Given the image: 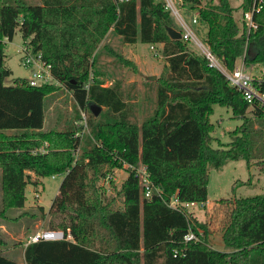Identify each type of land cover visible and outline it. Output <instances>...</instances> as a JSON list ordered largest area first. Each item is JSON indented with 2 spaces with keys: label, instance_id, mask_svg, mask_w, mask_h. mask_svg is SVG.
Returning a JSON list of instances; mask_svg holds the SVG:
<instances>
[{
  "label": "trees",
  "instance_id": "trees-1",
  "mask_svg": "<svg viewBox=\"0 0 264 264\" xmlns=\"http://www.w3.org/2000/svg\"><path fill=\"white\" fill-rule=\"evenodd\" d=\"M184 1L206 28L203 41L227 69L239 57L246 69L264 63V5L253 16L257 27L247 32L229 0ZM250 4L241 0L238 9L243 13ZM167 27L180 31L163 0H0V216L23 207L26 185L36 183L27 171L37 177L62 174L47 213L72 236L26 244L23 263L0 250V264H156L160 259L163 264H264L263 194L232 200L222 232L231 251L212 248L205 225L190 210L166 202L170 197L205 202L209 169L229 160L243 159L264 171V105L248 103L182 38H170ZM17 28L51 65L54 80L72 94L75 115L61 130L42 129L44 98L54 85H30L20 77L4 83L11 75L4 39L11 40ZM109 31L125 43L162 44L166 62L156 107L140 124L128 119L120 83L104 85L92 69ZM257 86L264 92V81ZM90 103L101 107L97 115ZM214 105L230 108L241 119L224 146H212ZM80 109L87 113L86 131ZM5 129L23 131L5 134ZM40 147L43 152H33ZM115 158L145 165L160 196L141 199V186L129 170L117 187L114 169L122 165ZM108 174L114 194L99 183ZM246 182L236 180L232 190ZM38 209L45 216L43 206ZM188 231L197 240L185 241Z\"/></svg>",
  "mask_w": 264,
  "mask_h": 264
},
{
  "label": "rangeland",
  "instance_id": "rangeland-1",
  "mask_svg": "<svg viewBox=\"0 0 264 264\" xmlns=\"http://www.w3.org/2000/svg\"><path fill=\"white\" fill-rule=\"evenodd\" d=\"M28 2H39V0H26ZM235 7L234 17L240 26L242 13L238 9L241 0H229ZM179 11L185 17L187 23L193 15L189 10V4L184 0L182 3L175 2ZM171 13V10L168 8ZM174 23L180 28L176 18L171 13ZM193 33L202 41L206 28L198 22L191 24ZM4 62L11 70L10 77L27 78L29 70L22 64L20 46L23 42L21 33L17 28L12 39H4ZM189 49L199 51L190 40H184ZM114 51L129 61V64L121 63L117 57L109 51ZM261 64V63H260ZM260 64L250 67V72L255 78L263 77L260 72ZM163 57L161 45L134 42L125 43L120 36L109 31L96 49L95 62L92 69H96L99 78L104 85L120 83L123 99L127 104V116L132 122L140 124L146 117L153 113L156 107V89L159 84V77L163 74ZM92 71V70H91ZM92 76V73H90ZM154 75V79L148 76ZM55 91L44 98V123L43 130H61L70 125L75 115L74 100L69 90L63 87L57 80L51 82ZM210 120L214 124L212 146L225 145L230 141L229 132L241 123V119L234 116L228 107L214 105ZM248 115L249 112L247 113ZM21 129H5V134H18ZM87 133V132H86ZM83 142V141H82ZM127 171L120 168L114 169V182L117 187L126 177ZM36 183L30 182L25 187V202L23 207L10 208L5 215L8 219L0 218V221L14 234V237L0 234L5 241L6 249L0 244L2 253L17 262L23 263V244L26 245L31 229H46L52 226L57 220L42 215L38 206L47 207L58 192L59 184L63 178L62 174H55L37 177L34 173ZM247 181L232 190V184L236 180ZM107 188L108 194L115 191L108 185L107 181L100 180ZM37 193L38 196L35 195ZM255 194L264 195V171H261L254 163L250 165L243 159L229 160L219 169H209V181L207 185V199L205 202L196 203L189 207V210L196 219L205 225L208 233V242L212 248L221 251H231L222 241V232L229 219V210L232 200L239 196H250ZM140 198L141 194H140ZM120 205V202H118ZM0 210H1V169H0ZM11 216V217H10ZM13 218H16L14 221ZM13 221H12V220ZM51 219V220H50ZM36 223V226L34 225ZM30 226V228H29ZM60 228V227H59ZM9 248V250H8ZM156 264H163L160 259Z\"/></svg>",
  "mask_w": 264,
  "mask_h": 264
},
{
  "label": "built area",
  "instance_id": "built-area-1",
  "mask_svg": "<svg viewBox=\"0 0 264 264\" xmlns=\"http://www.w3.org/2000/svg\"><path fill=\"white\" fill-rule=\"evenodd\" d=\"M165 7L171 10V13L176 18L179 26L182 40H190L192 44L199 50L197 51L206 59V65L213 67L221 71L229 85L233 86L240 91L242 97L250 104L257 102L261 105H264V92L261 91L257 84L261 81H264V76L255 78L250 72V69L244 67L243 61L240 64H236L232 69H227L219 59L212 53L204 41H202L198 36H196L192 29L191 24L197 22V12H193V15L189 19V23L185 20L183 14L180 13L175 2L182 3L183 0H163ZM264 5V0H251L249 9L242 13V22L246 24L247 32L257 27V23L253 19L255 13H258ZM21 50V60L22 64L29 70L30 75L26 78L28 84L30 85H42V84H51L54 81V78L51 74V65L43 60L41 52L35 51L33 46L27 42H23L20 46ZM260 72L264 75V63L260 64ZM256 82V83H255ZM81 121L85 131L87 130L86 117L87 113L85 110L80 109ZM76 133L75 135H77ZM40 151L43 152L44 148L40 147L35 149L33 152ZM79 152V146L74 150V154L77 155ZM117 159V158H115ZM122 168L125 171H133L134 176L138 179V183L141 186V197L142 199H150L154 193L160 196V191L158 188L154 187L150 178L149 172L145 165H133L125 160L117 159ZM53 176V175H52ZM110 175H106L103 178H100L102 181H109ZM99 180V183H101ZM168 206L173 207L174 209L186 208L189 210L190 206H193L196 203L195 201L182 202L176 197H170L166 201ZM58 239H72V236L69 232H65L62 228H46L39 229L33 232L28 236L27 243L37 242L39 240H58ZM197 240V236L192 232L188 231L184 235V240Z\"/></svg>",
  "mask_w": 264,
  "mask_h": 264
},
{
  "label": "crops",
  "instance_id": "crops-1",
  "mask_svg": "<svg viewBox=\"0 0 264 264\" xmlns=\"http://www.w3.org/2000/svg\"><path fill=\"white\" fill-rule=\"evenodd\" d=\"M150 45V44H149ZM158 45H161V47H162V44H160V43H158ZM163 57V56H162ZM243 61V59H242V57H239V58H237L236 59V64H240L241 62ZM163 62H164V64H165V58L163 57ZM29 174H33V172L32 171H27ZM54 176V175H53ZM32 180H35L34 179V177L32 178ZM56 194H58V192L56 193ZM35 195L36 196H38L37 195V193H35ZM49 207H50V204L49 205H47V207H44L43 206V211H44V213H46L45 214V218L46 217H48V218H50L49 216H48V213H47V211H48V209H49ZM11 217V216H10ZM0 218H5V219H8V217L6 216V215H4V216H0ZM16 218H13V220L14 221H16L15 220ZM12 220V219H11ZM12 220V221H13ZM46 220H47V218H46ZM51 220V219H50ZM34 225L36 226V223H34ZM56 225H58V222L56 221V222H54V224L52 225V226H56ZM29 228H30V226H29ZM47 228H51V227H47ZM36 230H39V229H31V233L30 234H32L33 232H35ZM0 234H3V235H8L9 237H14V234H12V232L9 230V227L7 228L6 226H5V224H3V222H1L0 221ZM29 234V235H30ZM0 240L3 242H0V244H3V245H5V241L2 239V238H0ZM23 246H25V244H23ZM6 247V245L4 246V249H6L5 248ZM8 250H9V248H8Z\"/></svg>",
  "mask_w": 264,
  "mask_h": 264
},
{
  "label": "water",
  "instance_id": "water-1",
  "mask_svg": "<svg viewBox=\"0 0 264 264\" xmlns=\"http://www.w3.org/2000/svg\"><path fill=\"white\" fill-rule=\"evenodd\" d=\"M168 35L170 36V38L172 39H180L181 38V33L179 30L173 28V27H167L166 28ZM155 76L154 75H150L148 76V79H154ZM11 77L10 76H6L4 78V83L5 84H10L11 83ZM90 111L94 114L97 115L99 113V111L101 110V107H99L97 104L95 103H90L89 105Z\"/></svg>",
  "mask_w": 264,
  "mask_h": 264
}]
</instances>
